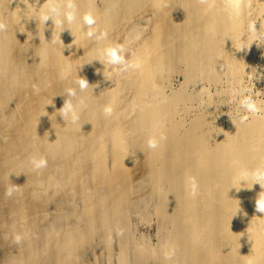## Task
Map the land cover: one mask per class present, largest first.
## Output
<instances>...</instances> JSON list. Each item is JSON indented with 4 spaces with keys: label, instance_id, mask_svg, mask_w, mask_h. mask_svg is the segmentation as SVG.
Wrapping results in <instances>:
<instances>
[{
    "label": "rangeland",
    "instance_id": "1",
    "mask_svg": "<svg viewBox=\"0 0 264 264\" xmlns=\"http://www.w3.org/2000/svg\"><path fill=\"white\" fill-rule=\"evenodd\" d=\"M57 1L49 0L43 9L50 5L57 6ZM3 2L7 0H0V4ZM107 2L108 0H87L85 13H91L95 18V24L91 26L95 34L92 37L87 34L80 35L74 38L73 43L71 39L68 42L70 48L67 50L64 45L57 51L49 50L47 59L50 60L47 64L50 65L39 67L36 64L38 52H31L29 47L26 48L27 61L24 63L18 62L17 59L15 61L14 46L11 45L8 51L14 63L11 67H2L0 72V94L5 97V104L1 108L4 117L6 115L16 117L20 105L14 100L15 98L13 100L8 98L7 87L11 83L7 80L9 78L30 80L27 82V87L18 94L23 100L35 92L33 88L37 90L42 84V80L40 83L38 81L39 75H42L45 79L44 83L48 82L46 85L49 86L50 96L56 105L54 122L58 123V127L51 133V138L58 140L57 142L66 139L78 142V146H75L73 152L67 156L59 154L62 148H48L44 154L40 153V158L48 159L44 175L30 177L28 179L31 180L25 181V184L37 181L41 183L38 188V192L42 194L41 204L39 202L41 207H36V211L32 209L30 213L24 209V202H28L29 198L23 196L28 200L19 202L23 207L20 208L21 210H16L18 230L15 228L13 232H17L18 237L25 232L29 234L27 239L32 245L30 244L31 248L24 242L15 245L14 264H123L126 259L132 264H159V260H162L167 249L181 233H186L189 242L196 237L195 216L191 218L189 226L187 221L189 216L185 214L190 213L191 210L194 214L206 210L211 204L206 200L207 195H212L217 188L208 191L195 190L194 193L190 191L173 199L162 197L172 181L162 178L167 168L180 165L181 169L186 171L189 157L216 158L223 152L230 155L238 150L253 148L255 160L251 165L224 176L220 175L217 184L230 187L239 177L240 180L264 189V173L260 170L264 168V0H251L249 3H246V0H161L162 5L159 7L151 2L152 4L147 5L142 14L141 12L136 13L137 15L133 14V18L130 16L120 32L118 29H110L103 25ZM0 6H3V9L6 7L4 4ZM219 9L235 17V25L227 27L226 33L218 32L210 25L213 11ZM6 10L7 7L4 12ZM7 12L5 14L0 11V16H8ZM173 12L178 14L174 15ZM140 19L143 21L140 22ZM49 21L51 19L43 21L42 31L35 29L29 35L28 44L46 49L52 46V41H46L44 36L48 28L47 24L51 25ZM137 21L139 25L147 21L144 27L149 28L147 31L143 28L141 30L143 32L138 31L137 35L132 37L139 40L134 39L135 42L132 38L126 40L127 29L129 28L130 32V27H138L139 25L135 24ZM252 23H256L257 31H250L249 26ZM132 29L135 30V27ZM12 30L15 34L14 27ZM89 30V26L85 25L86 33ZM66 31L65 26L64 35L72 37ZM15 35L20 40L23 38V31L20 29ZM159 35L162 38L158 37ZM155 36L158 40L154 39ZM0 37L2 38L1 31ZM104 38H109V47L116 45L125 47L122 53L125 63L109 64L102 51L96 62L91 64L90 53L96 42L98 41V44ZM120 39L125 40L121 42ZM173 45L183 47L193 45L194 50L192 49L189 55L191 61L176 62L177 64L175 63L172 68L168 61L171 51L169 49ZM69 56H72V59ZM0 57L2 58L1 54ZM60 58H63L61 60L64 68L59 66ZM76 58L77 61L74 60ZM163 58H166L165 62ZM52 59L53 62L57 59L56 62L59 64L56 65L55 62L52 65ZM138 60L140 61L138 72L145 73L151 78V84L147 85L148 88L153 89L151 96L148 94L147 98L138 100L129 95L128 101H131V104L123 102L116 117L107 118L103 115L101 118H96L98 106L104 104L108 96L111 97L120 78L136 77V71H130L132 67L128 65ZM51 65L54 68H50ZM145 70L148 72L146 73ZM70 72L74 74V80ZM80 78L86 79L89 84L84 90H81L77 83ZM70 89L75 90V96L68 95ZM245 96H251L256 102L259 109L257 113L248 112L241 107L240 101ZM66 101L73 106V112L67 115L75 114L78 117L75 121L72 118L69 120L63 118L65 115L61 109ZM142 111L153 113L151 120L143 126L131 123L130 119ZM48 115H45L44 120ZM244 116L247 119L242 121L241 117ZM84 119L94 121L86 122L82 130L74 132L59 130L61 124L68 127ZM255 124L262 125V131L256 135L253 142L237 136L241 128ZM41 134L36 135L41 137ZM170 135L173 137L167 139L164 145L150 147L151 154H148L150 160H143L145 163L141 161L144 165L143 171L149 173L152 187L156 188L152 199H148L143 207L134 206L137 198L145 192L136 194L125 191V186H133L135 180L122 179L119 177L120 174H117L116 178L121 181V184H117L119 188L110 187L102 200H106L104 204L96 205L98 197L90 182L91 164H85L82 161L84 158L92 162L95 157L103 155L106 160L110 159L107 166L112 168L115 164L113 153L119 154L120 148L132 145L133 140L158 141ZM103 137H107L106 141ZM100 138L103 142L97 140ZM26 146L28 145L15 147L13 157L19 158L20 150ZM180 158L183 162L174 164V161ZM138 161L140 162V159ZM138 161L127 162L133 168L132 166L138 164ZM127 162L125 165H128ZM129 165L125 167L130 168ZM257 171L261 173L259 184L256 183L257 178L252 175ZM49 179L53 180L52 186L49 184L51 183ZM126 194L127 197H124ZM113 197L115 198L112 200ZM214 203L219 204V201ZM114 208L117 209V215L113 214L109 221L102 222V217L111 215V211H115ZM167 213L170 215L167 216ZM19 250H22L23 254L19 255ZM170 264L177 263L171 261Z\"/></svg>",
    "mask_w": 264,
    "mask_h": 264
},
{
    "label": "bare ground",
    "instance_id": "2",
    "mask_svg": "<svg viewBox=\"0 0 264 264\" xmlns=\"http://www.w3.org/2000/svg\"><path fill=\"white\" fill-rule=\"evenodd\" d=\"M250 1L251 0H246V3H249ZM47 2H49V0H7V2H3L0 4H4V7H7V10L4 12V9L6 7L3 9V6H0V11L6 14V12L9 10L7 12L8 16H0V26H2V29L0 30L2 34V38L0 37V54L2 55V58L0 57V72L2 71V67H11V65H13L14 63V59H12L10 51H8L10 50L11 45L14 46V55L16 56L15 61L17 59L20 63L26 62V58L28 57H26V48L29 47L31 52H38V54L36 55V64L39 67H45L47 61L50 60V58L47 59L49 50L57 51L62 45H64L67 50L70 48V44L68 42L71 39L73 43L74 38L86 34L85 25L82 18L86 12L85 6L87 0H58L57 7L60 9L61 14L49 21L51 25H48L46 23L48 28L44 32V36H46L45 40H51L52 46L46 49L43 47H39L38 45L33 46V44H28V37L33 33L35 29H39L37 31L43 30V20L40 16V10L45 7ZM69 2L74 5L76 14L75 20L71 23H69L63 15V13L68 10L67 4ZM151 2H153V4L158 7L162 5L160 4L161 0H108L107 8L105 9L104 20L102 21L104 22L103 25L110 29H118L120 32L123 25H126L124 23L127 22L128 18H133L134 15H137L136 13L141 12L140 14H142V12L146 10V6L152 4ZM152 8L154 9V7ZM244 8L245 7L243 6L242 9ZM220 9L213 11L214 13L213 15H211L213 19L211 20L212 23L210 25L213 26L216 31L226 33L228 31L227 27H232L233 25H235L236 21L233 15L232 16L234 18L231 15H228L229 13L227 12V10L226 12L228 14L224 12V9V11ZM173 13L174 15L178 14V12ZM138 21L137 23H135L136 25H139ZM141 21L143 20L140 19V22ZM144 23H147V21H144ZM144 23L143 25L140 24L138 27L133 26L135 27V30L132 29L133 27H130L132 29H130V32L128 28V32L125 35L126 40H132V37H134V35L138 31L143 30V28H146L147 31L149 27H144L146 25H144ZM65 26L67 29L66 32L72 37H66L64 35L65 32H63V29L65 28ZM13 27L15 30V34H17V31L20 29L23 31L22 39H17L16 35L13 33ZM123 34H125V32ZM158 37H161V35H159ZM158 37L154 39H157ZM108 39H98L100 40V42L98 44V41L96 42L97 45L95 44V47L90 53V60L92 61L91 64H93V62H96L98 56H100L99 54L103 53L102 51L109 47ZM124 40L120 39L119 41L122 42ZM157 40L156 42H159ZM65 47L63 49H65ZM193 47V45L188 47L173 45V47L169 49V51L171 50L169 52L170 54L168 61L170 62V66L174 68L175 63L179 61H187V63H189L188 61H191L189 60V55L191 50H194ZM79 52L83 53V51ZM80 53L78 54L80 55ZM211 54L209 55L210 57ZM76 55H74V57ZM69 57H71L72 59V56ZM81 58H83V56ZM61 59L63 58H60V60ZM163 59L162 60L165 62L166 58ZM74 60L77 61L78 59L76 58ZM54 61L56 62L57 59H54ZM55 62H53L52 59V65H54L53 63ZM59 62H61V65L59 66H62L64 68V66L62 65L63 61L61 60ZM150 62L152 63V61ZM153 62L155 61L153 60ZM55 64L57 65L59 63L56 62ZM134 64H138L140 66V61L138 60V62H135ZM153 65H155V63ZM167 65L165 64V66ZM138 67L130 68V71H136V77L134 79L130 76L120 78V81L118 82L120 85L118 86V83L116 84L114 90L111 93V97L108 96L104 104L98 106L99 109L96 110V118H101L103 117V115L104 117L107 116V118L116 117L123 102H125L126 104H131V101H128L129 95H131L133 99L138 100L147 98L148 94L149 96H151L153 89L151 90L147 86L151 84V78H149L145 73L138 72ZM144 67H146V64ZM147 67L149 66L147 65ZM50 68H54V66ZM55 69L57 70V68ZM146 71L147 70H145V72ZM51 73L53 74V72ZM71 74L73 73L70 72V75ZM77 75H79V73ZM39 76L40 78L38 81L40 83L42 80V84L39 85L37 90L33 88L35 92L30 94V97L27 96L23 100H21L20 95L18 94L23 88L27 87V82H29L30 80H28L27 78H9L7 80L11 83V85L7 87L8 98L11 100L15 98L14 100L17 101V103H20L19 111L17 112L16 117H9L7 115L6 117L3 116L1 108L5 104V97L0 94V264L15 263V255L13 254L16 253L15 245L18 242H24L26 246H30L31 244V241L29 242V239H27V236H29V234L25 232L21 237H18L17 232L14 233L13 229L15 230V228L17 227L16 221L18 220V215L16 210L23 207L19 203L25 199L23 196L29 198L28 202H24L25 210H28L30 212L32 209L35 210L36 207H41L40 200L42 194L38 192V188L41 183L37 181L36 183L25 184V181L31 180L28 179L30 177H42L45 173L46 167L39 169L35 168L31 162L32 159L35 158L38 160L40 158V153L43 152L44 154V151L48 148H62L60 149L59 154L67 156L73 152L75 146H78V142L73 139H66L63 142H57L58 140L56 141L55 139L51 138V133H53V130L58 127V123L54 122L56 116V105L50 96L49 86L46 85V83L48 82L44 83V76ZM74 79L75 78L73 74L72 80ZM106 107L111 108L112 111L110 115L105 114L104 109ZM46 114L49 115L46 117L45 121L44 118ZM153 115L154 114L151 112L142 111L132 117L130 119V122L143 126L151 120ZM63 118L69 120L72 118V115L63 116ZM91 120L94 121L93 119H84L81 122L77 121L76 123H72L68 127L64 124H61L59 126V130H61V132H70V130L71 132H74L82 130L85 126V123ZM261 131L262 125L255 124L250 127L241 128L238 131L237 136L246 141L253 142L256 139V135ZM38 133H42L41 137L36 135ZM134 136L133 138H135ZM172 137L173 136L170 135V137L165 136L164 138L159 139L157 141V147L159 144L164 145V142L166 143V140L171 139ZM105 138L107 137H103L104 141H106ZM103 139L100 138L97 140H99V142H103ZM132 143V145L120 148L119 154L118 152L117 154L116 152L113 153L116 160H114L115 158L113 159L115 164L112 168H108L107 166L110 159L106 160V157H102L103 155L95 157L92 162H89L86 158L82 160L85 164H91L90 169L92 170V177L90 179V182L94 187V190L96 191V195L98 197V200H96L97 206L104 204L106 200H102L104 199L106 191L109 190L110 187H117V184H121V181L116 178L117 174H120L119 177L122 179L134 178L135 180V184L133 186H125V191L136 194L140 193L141 191L145 192V194L137 198L134 206L143 207L147 203V200L152 199L153 194H155L156 188L153 189L152 180L149 176V173L143 171L144 165L143 163H141V161L143 160H150V155L148 154L151 153L150 147L148 146V141L137 139L133 140ZM25 144H27L28 146L23 147L20 150L19 158L13 157V150L15 149V147H22ZM228 144L230 145V143ZM218 155L219 156H216V158L214 156H206L197 159L189 157L186 163V171L182 170L180 165H175L173 167L167 168V170L163 174L162 178L164 180H172L166 193L162 195V197L165 199H173L184 193L193 191V182L195 183V190L208 191L214 189V187L217 188L214 192H212V195H207L206 200L210 201L211 204L207 207L206 210H200L198 214H194V211L191 210L190 213L185 214V216H189L187 218L189 226L191 225V218L193 217V215L195 216L194 226L196 228V231L194 234L196 235V237L194 236L195 238L193 240H190L189 242L186 233H181L171 244L170 248L167 249V251L165 252L166 255L161 258L162 260H159V264H170L171 261H175L177 264H264V213H260L256 210V201L259 198V195L261 198H264V189L248 181L240 180L239 177L235 179L233 183L234 185H231L230 187H227L226 185L219 186L217 184V178L234 172L239 168L249 167L251 165V162L255 160L254 149L249 148L243 151L238 150L237 152L230 155L223 152ZM139 159L140 162L138 161ZM181 159L182 158L175 160L174 164H176V162L182 163L183 160ZM130 160L132 162L133 160L136 162L138 161V164L132 166L133 168H135V170H133V168H131V166L129 165L128 162ZM125 162L128 163L130 168H126L128 165H125ZM139 168H141L142 170L140 171ZM260 170L261 173H264V168ZM50 181L51 183L49 184L53 185V180L49 179V182ZM12 185H15L16 187L14 191H12V194L8 195L7 191ZM124 197H127V194L124 195ZM114 198L115 197H113L112 200ZM122 201L127 202V200ZM214 201H219V204H215ZM114 209L115 211H111V215L102 217L101 221H109L113 214L117 215V209ZM166 215L169 216L170 213H167ZM94 222H96V220ZM20 254H23L22 250H19V255ZM123 264L132 263H130L129 260L126 259L124 260Z\"/></svg>",
    "mask_w": 264,
    "mask_h": 264
},
{
    "label": "clouds",
    "instance_id": "3",
    "mask_svg": "<svg viewBox=\"0 0 264 264\" xmlns=\"http://www.w3.org/2000/svg\"><path fill=\"white\" fill-rule=\"evenodd\" d=\"M67 11H65L63 13L65 19L71 23L75 20L76 18V14H75V9H74V5L69 2L67 4ZM60 9L55 6V5H50L48 6L46 9H41L40 10V16H41V19L46 22L48 20H52L54 17H58L60 15ZM83 23L84 25H87L89 26V31L86 33L87 36L89 37H92L95 33L93 30H91V26L95 24V18L94 16L91 14V13H85L84 16H83ZM0 28H2V26H0ZM250 28V31H257V28H256V23H252L250 24L249 26ZM124 51V48H123V45H116V46H113V47H109V48H106L104 50V55L107 57V62L109 64H112V65H118V64H123L125 63V60H124V56L122 55ZM129 67H138L139 65L138 64H131V65H128ZM79 87L81 90H84L85 88L88 87V82L86 79H83V78H80L78 81H77ZM75 90L74 89H70L68 91V95L69 96H75ZM240 104H241V107L245 108L248 112H251V113H257L259 111L258 107H257V104L255 101L252 100L251 96H245L241 101H240ZM61 111L63 112V114L66 116L68 113L70 112H73V106L70 102L66 101L65 104L63 105ZM111 108L110 107H106L104 109V112L106 115H110L111 114ZM72 119L73 121H75L76 119H78V117L73 114L72 116ZM247 117L244 116V117H241V120H246ZM148 146L151 147V148H155L157 146V141L154 140V139H150L148 141ZM32 164L35 168L39 169V168H44L47 166V160L43 157L39 158L38 160L33 158L32 159ZM252 175H254L256 178H257V182L259 184V177L261 175V173L259 171L253 173ZM255 183V184H256ZM15 185H12L9 187L8 191H7V194L8 195H11L12 194V191H14L15 189ZM195 192V183L193 182V193ZM256 210L260 213H264V198H261L260 195H259V198L257 199L256 201Z\"/></svg>",
    "mask_w": 264,
    "mask_h": 264
}]
</instances>
